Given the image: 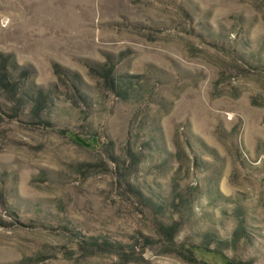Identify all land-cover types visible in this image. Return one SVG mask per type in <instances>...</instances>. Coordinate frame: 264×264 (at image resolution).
<instances>
[{"label": "rangeland", "instance_id": "obj_1", "mask_svg": "<svg viewBox=\"0 0 264 264\" xmlns=\"http://www.w3.org/2000/svg\"><path fill=\"white\" fill-rule=\"evenodd\" d=\"M0 264H264V0H0Z\"/></svg>", "mask_w": 264, "mask_h": 264}, {"label": "trees", "instance_id": "obj_2", "mask_svg": "<svg viewBox=\"0 0 264 264\" xmlns=\"http://www.w3.org/2000/svg\"><path fill=\"white\" fill-rule=\"evenodd\" d=\"M4 60L6 61V58H5V56H4ZM74 80H76L75 82L76 83H73L74 84V86L77 84L78 86H80L81 85V83H82V80H81V78L78 76V74H74ZM108 81H110V85H111V87H112V89H115L114 87H116V84L113 82V81H111L110 79H108ZM118 92V91H117Z\"/></svg>", "mask_w": 264, "mask_h": 264}]
</instances>
